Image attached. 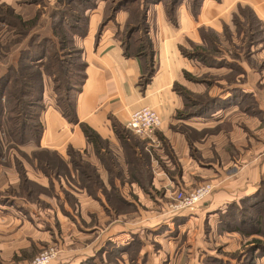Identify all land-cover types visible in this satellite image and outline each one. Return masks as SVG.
I'll list each match as a JSON object with an SVG mask.
<instances>
[{"label": "rangeland", "instance_id": "obj_1", "mask_svg": "<svg viewBox=\"0 0 264 264\" xmlns=\"http://www.w3.org/2000/svg\"><path fill=\"white\" fill-rule=\"evenodd\" d=\"M118 1L120 0H64V2L59 3L58 0H38V2H35V4L38 5L35 15L38 13V17L32 28L30 24H28L29 26L22 25V20L24 19L15 12L11 5L4 2L0 3V16L5 19L0 22V75L4 74L9 69H17L19 58L23 54L27 52L36 53L39 51L40 49H37V42L41 39L50 38L53 42H57V39L53 36L50 18V13L55 8L64 12L69 11L71 14L78 16L80 20L74 25V37H71L72 34L66 31V29H68L66 25L72 20L68 18L70 21L66 20L64 22L66 40L63 43L65 47L63 56L70 62L72 73L79 70V66L82 62L79 53L80 45L78 44L80 39H86L87 35L88 38L93 35L94 38L97 39L102 32L105 31L120 42L126 32L125 23L128 18L129 20L135 17L140 18L141 13L144 12L146 13V17H148V14L154 16L156 13L159 14L160 12H163L166 18L171 16L170 8L173 0H127V2L114 13L112 8ZM46 2L52 5L49 6V8H51L50 11H48V8H45L48 6ZM180 2L187 4L189 13L194 17H196L207 4H215V10H217L216 15H222L218 18L213 27L203 24L199 27L200 29L198 28L199 41L187 39L181 44L184 45L187 52H193V44H203L201 33H199L200 30H203V35L206 37L208 47L210 46V50L205 53V55L208 56H206V63H201L198 59H189L186 57L193 64L191 65L192 70L187 71L190 77H185L183 73L182 83H178L185 90L191 92L193 95L195 94V99L199 100L201 103L198 107L200 109L197 108L201 110V113L193 116V118L175 117L177 121L169 126L171 133L180 137L183 136L182 138H184L183 140L186 142L187 156L193 159V165L189 168V172L191 173L194 172L195 169H198L199 166H202V164L214 162L217 165L219 160V149L224 148L230 153L233 160H238L241 149L245 151L246 148H249L253 143L257 144V142L260 141L259 139L264 136V131L262 134L259 133L260 135H258L256 133L258 128H255L252 124V122H256L264 126L262 118L264 112L261 111L264 107L261 105V100H264V24L262 21L263 19L256 13L252 1L211 0V3L209 0H181ZM80 5L88 6L89 9L83 12ZM96 10L99 11L95 12ZM123 13L125 14V20L119 21L118 18H121L119 15ZM43 14L49 17V28L42 26L43 19L38 20ZM110 15L113 16L111 20H109L110 17H108ZM17 17L22 20L20 21ZM91 18L92 21L90 20ZM39 23L40 27L38 26ZM38 30L39 32H37ZM47 33L49 36H45ZM212 48L215 49L213 50ZM71 50H74V54L68 57L66 54L71 52ZM13 52L16 58L11 60L8 56ZM48 57L49 54L46 53L45 60H47ZM55 66L56 64L53 63L50 68H54ZM47 79L50 81V90L49 93L45 92L44 94L45 108L43 111H45L49 105L54 107L55 96L52 91L51 80L47 76L43 77V81ZM241 84H246L245 86H247V90L249 91L243 92L239 86ZM46 85L48 86L47 82ZM233 89L238 90V92L235 93L236 90ZM235 100L240 101L236 103ZM203 104L205 106H203ZM196 107L197 106H194V109H196ZM6 116L7 114H3L2 112V127H0V198L4 196L22 197L31 203L37 210L44 213L63 212L65 206L69 207L75 214L78 213L80 207L76 190H79L82 185L85 184V177L83 179L82 174L88 173L82 172L81 170L83 168L81 164H89L84 159L85 154L71 151L70 147L67 146L68 156L64 158L56 151H49L47 148H41L40 150H47L48 152H39L37 154V148L29 150V148L26 147L30 146V143L18 145L11 140L8 134ZM246 119L247 122L245 121ZM48 123L49 121L45 122L46 128ZM208 124H213V126H208ZM234 125L240 129V131H238L239 133L241 132L245 136L247 135V138L253 140L247 145L234 142L233 137L236 134L234 132ZM125 130L130 135H133V143L136 141L138 142L139 146H137V152L143 156L147 155V168L143 167L144 169H142V172H139V174L137 173V177H135L133 171L130 172L127 168V173L130 172V178H128V180L131 183V180L134 179V181L138 183L140 189L150 193L151 196L153 195V198L155 197L157 202H154V206L151 205V208L145 204L146 207L140 203L137 200V196L130 191L135 204H131V206L128 207L122 204L119 199H116L115 196H111L108 202H106L107 212L110 213L112 211L118 214L125 213L135 216L137 214L133 213L139 210L140 213L142 212L145 216L150 215L151 217L156 214L159 216L160 220L166 217L168 219L172 217L173 214L177 213L171 209L170 204L174 203L175 194L178 191L185 190V192H190V190L198 186H206V184H208L212 189L206 198L212 193L214 186L211 182L210 175L207 177L196 175L190 180H180V183L176 185L172 184L171 188L167 191L164 187L159 189L154 188L150 184V175L154 173L155 168L164 172V176L169 177V179H171L169 175L173 178L177 176L180 177V173L183 171V163L180 155L177 153L179 151L177 150L175 141L173 143L170 136L163 134L158 127L149 138L138 136L126 127ZM207 150H209L210 153L206 155L205 152ZM123 156L125 163L129 160V162H131L130 166L135 167L136 154L134 156L130 150L125 149V151H123ZM73 161L78 163L79 168L75 166L76 163H73ZM102 161L115 164L116 175L119 176L122 174V171L117 168L118 162L116 155L112 152L110 153L109 151V153L104 154V160ZM146 169L149 173L148 176L146 175ZM92 170L94 171V167ZM72 172L75 173V177H71ZM195 174H197L196 171ZM80 177L82 179H80ZM98 189H102V186ZM104 189H106V187ZM110 189L111 188H107L106 190L109 191ZM254 205L257 206L254 207ZM115 208L117 210H115ZM219 216V222L216 225L215 239L212 237V240L213 248L220 256L206 255L201 257L199 263L196 264H212L211 262H214V264H256L255 254L260 253V248H257L255 245V240H260V242L264 243V174L261 177L258 188L247 200L242 201L240 204H228ZM257 217L260 218V220H258ZM138 219L139 217L136 218V221ZM160 220L159 222H161ZM153 221L154 223L157 222L156 220ZM50 222V229L46 232V237L40 240H38L39 238L36 239L37 242L36 240L34 241L35 244H37L36 247L31 246L21 252L20 248H23L22 246L25 245L27 247L29 241L34 240L30 235L24 234L30 236L28 237L29 241L24 238L22 239L20 235L17 237L16 243H11L10 236L1 235L0 233V249L11 247L13 244L20 246L17 248L18 250H16L19 252H14L13 254L8 253L6 255L0 250V264H3V262L4 264H6V262L9 263V261L6 260L17 258L16 255L19 253L21 256L30 257L28 261L29 264H33L36 256L44 252L52 254L50 264H52V261L67 257L70 253L68 250L71 247L70 244L72 241L68 239L63 225L58 223L59 219L57 223L55 222L56 225L52 219H50ZM142 228V225L140 228L137 225L136 230ZM159 229L163 228L160 226ZM258 229L260 230L259 232L257 231ZM74 230L77 234L78 231L76 229ZM171 230L177 231L175 227ZM0 232H3V230L0 229ZM136 232V234H138V231ZM144 232L143 230L142 233ZM225 232H234L237 236H240V242H236L238 246L236 249L232 251L224 250V247L227 246L228 239H224L221 236ZM76 238V241L79 242V238ZM135 239L136 243L134 248L136 250L132 252H136L137 257V252L139 248L142 247V241L138 235L135 236ZM151 240H153V238L148 241L151 242ZM151 244L153 245V250H156V248H163V244L157 240L156 242L152 241ZM178 246L179 245H177V247ZM175 253L174 250L172 255L174 256ZM167 255L170 257L169 254ZM171 259L172 261L170 264H175L174 258ZM143 260L144 259L141 260L140 264L143 263ZM231 261H233V263ZM161 262L166 261H162L161 259ZM127 263L126 261V264ZM118 264H123V262L119 259Z\"/></svg>", "mask_w": 264, "mask_h": 264}, {"label": "crops", "instance_id": "obj_2", "mask_svg": "<svg viewBox=\"0 0 264 264\" xmlns=\"http://www.w3.org/2000/svg\"><path fill=\"white\" fill-rule=\"evenodd\" d=\"M246 1H252L256 13L263 19L264 24V0ZM2 2L11 5L24 20L32 19L38 8L34 2L25 0H0V3ZM46 5L48 6L45 8L50 11L49 6L52 5L48 2ZM215 7V4H207L194 17L189 13L187 4L182 2L176 10V24L171 23L163 12L156 13L154 16L148 14V35L154 50V74L146 84L139 83L143 75L142 61L135 56H125L120 42L110 33L103 31L97 39L93 35L88 38L87 35L86 39L79 40L78 44L83 49V57L86 61V77L81 88L74 95L76 114L79 121L88 124L102 139L107 141L108 150L116 155L117 168L122 171V174L116 175L115 164L102 161L93 146L86 141L79 125L67 122L52 105H49L41 114L43 134L38 147L56 151L64 158L68 156L67 146L71 151L84 153V159L89 163L88 165L94 167L96 184L99 183L106 189L116 188L118 197L128 202V207L135 204L130 192L132 191L140 203L147 204L151 208L157 199L153 198L150 193L142 191L134 179L131 180V183L129 182L130 172L135 167L130 166L131 162L127 159V164L125 163L123 156L125 147L121 145L112 129V122L125 127V123L133 111L147 106L159 114L161 120L158 129L163 134L170 136L173 143L175 141L179 151L177 153L183 163L180 177L173 178L169 175L171 179L165 177L164 172L155 168L154 173L150 175V184L157 189L164 187L167 191L172 184L180 183V180H190L196 175L203 177L210 175L214 186L212 193L192 210H181L173 214L171 219L166 217L162 220L156 214L151 217L150 215L145 216L139 210L133 213L137 214L135 216L107 212V198L102 190L95 189L94 195L91 194L92 189L89 191L88 187L93 180V176L89 173L82 174L83 179L85 177V184L76 190L80 207L76 214L67 206L64 207L63 212L44 213L22 197L4 196L0 198V229L3 230L0 232L1 235L10 236L11 243H16L17 237L20 235L27 241L30 236L34 239L29 241L27 247L22 246L20 252L31 246L36 247L37 244L34 241L46 237V232L49 231L51 225L50 219L54 223H57L59 219L58 223L63 225L68 239L72 243L67 257L52 261V264H118L119 259L123 264H126V261L127 264H140L142 259H144L142 264H170L171 258H174L175 264H196L203 256L219 255L213 248L212 240V237L215 239L219 215L228 204H240L258 188L264 174V136L261 135L262 138L259 139L261 142L253 143L245 151L241 149L238 160H233L230 153L224 148L219 149L217 165L214 162L202 164L190 173L189 168L193 165V159L187 156L186 142L183 140V136L171 133L169 128L177 121L176 112L183 106L182 98L173 90V84L175 82L181 84L183 71H191V65H193L181 55L178 46L187 39L199 41L198 28L201 25L212 27L215 25L218 18L222 16L216 15ZM119 17H121L118 18L119 21L125 20L124 13ZM40 19H43L42 26L49 28V17L43 14L38 18V20ZM90 20L92 21V18ZM38 26L40 27V23ZM47 35L49 36L48 33L45 36ZM8 57L11 60L16 58L14 52ZM49 83L48 79L44 81V94L45 92L49 93ZM245 85H239L243 92L249 91ZM235 101L237 103L239 100ZM261 105L264 106V100H261ZM261 111L264 112V107ZM262 118L264 121V114ZM43 120L49 121L47 128ZM245 121L247 122V119ZM252 124L258 128L256 132L258 135L263 133L264 126L256 122H252ZM208 126H213V124H208ZM238 131L240 129L234 125L236 133L233 137L234 142L247 145L253 140ZM26 147L29 150L36 149L31 145ZM104 152L101 151L102 156ZM205 153L207 155L210 151L207 150ZM139 167L141 171L144 169L142 164ZM127 168L129 173H127ZM71 174V177H75L74 172ZM80 179L82 178L80 177ZM118 197L116 199H119ZM138 217L139 219L136 221ZM153 220L157 222L154 223ZM137 225L139 228L142 225L143 228L136 230ZM160 226L163 229H159ZM174 227L177 231L171 230ZM74 229L78 231L77 234ZM143 230L144 233H142ZM137 235L141 238L142 247L139 248L136 257V252L133 253V250H136L134 247ZM76 237L79 238V242L76 241ZM221 237L228 239L224 250L232 251L238 247L236 242H240V236H237L236 233L225 232ZM152 238L151 242L157 240L163 244V248L158 249L154 246L156 250H153V245L148 241ZM177 245L179 246L177 247ZM19 247L17 244H13L11 247L0 250L7 255L19 252L16 251ZM174 250L176 253L173 256ZM17 255L15 260L7 259L6 261L9 263L6 262V264H29L30 257L21 256L20 253ZM255 255L256 264H264V255L261 253ZM161 259L166 262H161ZM231 262L233 263V261ZM211 263L214 264V262Z\"/></svg>", "mask_w": 264, "mask_h": 264}, {"label": "trees", "instance_id": "obj_3", "mask_svg": "<svg viewBox=\"0 0 264 264\" xmlns=\"http://www.w3.org/2000/svg\"><path fill=\"white\" fill-rule=\"evenodd\" d=\"M25 1L34 3L38 2V0ZM180 1L181 0L172 1L173 3L170 8L171 16L167 17V19L173 24H176V10L177 6L181 3ZM58 2L62 3L64 0H58ZM126 2L127 0L118 1L112 8V11L115 13ZM80 7H82L83 12L89 9L88 6L84 5H80ZM37 17L38 13L31 20L24 21L18 17L17 18L20 19V21L22 20L23 26H29L28 24H30V27L32 28L34 27L33 24H35ZM108 17H110L109 20L113 18L112 15ZM50 18L52 22L53 36L57 39V42H53L50 38L41 39L39 42H37V49H40L39 51L36 53L27 52L23 54L19 58L17 69H9L4 74L0 75V127H2L1 114L3 112V114H7L6 120L8 123V134L11 140H13L18 145L30 143L37 148L38 151L35 150L37 151V154L39 152H48L47 150H40L38 148L43 132L40 115L45 108L43 77L47 76L50 78L52 83V91L55 96V109L59 111V113L66 119L67 122L79 125V128L82 131L86 141L93 146V149L97 155H99L100 158L104 160V154L109 153L107 141L102 139L101 136L88 124L79 121L76 114L74 95L81 88V85L86 77V61L83 57V49L79 47L80 59L82 62L79 66V70H77L75 73H72L70 69V62L65 59V56H63L65 49L63 43L66 40L64 22L66 20L70 21L69 19L73 21H70L66 25V28H68L66 31L72 34L71 37H74L75 32L73 29L75 27L74 25H76L75 23L80 21L79 17L75 14H71L69 11L64 12L55 8L50 13ZM4 20V17L0 16V22ZM125 31L124 37L122 40H120V46L123 50V54L125 56L138 57L142 61L143 75L139 83L146 84L150 81V78L154 74V50L148 35L146 13H141L140 18L135 17L131 18L130 20L128 18L125 23ZM199 33H201L203 44H193V52H187L184 45H179L178 48L183 56L189 59H198V61L201 63H206V58L208 56L205 55V53L210 50V46L208 47L206 37L203 35V30H200ZM212 49L214 50L215 48ZM46 53L49 54L47 60H45ZM73 54L74 50H71V52L67 53L66 55L71 57ZM53 63H55L56 66L54 68H50ZM183 73L185 77H190V74H188L187 71H184ZM173 90L182 98L183 102V107L176 112L175 117L188 118L201 113V110H198L200 109L198 107L201 105V103L199 100L195 99V94L193 95L191 92L185 90L176 82L173 85ZM237 92L238 90H236L235 93ZM194 106H197L196 109H194ZM203 106L205 105L203 104ZM112 124V129L120 143L125 147V149L130 150L134 156L136 154V163L133 172L135 173V177H137V173L139 174V172H142L141 168L139 167L140 164H142L144 168H147V155L143 156L137 152V146H139V144L137 141L135 143L132 142L134 137L125 130V127L116 122H112ZM101 151H105L103 156ZM73 163H76L75 166L79 168L77 162L73 161ZM81 165L83 166L81 169L82 172L87 171L93 176V180L90 182V186L88 188L89 191L92 189L91 194L94 195V190L101 187L99 183L96 184V173L92 170L90 165ZM148 174V170H146V175L148 176ZM101 190L105 194L107 202L111 196L118 197V191L116 188H111L109 191H107L102 187ZM119 200L122 202V204L128 205V202H125L122 198H119ZM115 210L117 209L115 208ZM257 219L260 220L258 217ZM257 231L259 232L260 230L258 229ZM255 242L257 248H260V253L264 255V243L260 242V240H255Z\"/></svg>", "mask_w": 264, "mask_h": 264}, {"label": "built area", "instance_id": "obj_4", "mask_svg": "<svg viewBox=\"0 0 264 264\" xmlns=\"http://www.w3.org/2000/svg\"><path fill=\"white\" fill-rule=\"evenodd\" d=\"M160 124L159 114L150 107H142L133 111L126 123L125 127L134 134L149 138L153 135V132ZM212 187L208 184L206 186H198L190 192L185 190L178 191L175 194L174 203L170 204L173 211L179 212L181 210H192L200 202H202L206 196L211 192ZM52 254L44 252L36 256L33 264H50Z\"/></svg>", "mask_w": 264, "mask_h": 264}]
</instances>
